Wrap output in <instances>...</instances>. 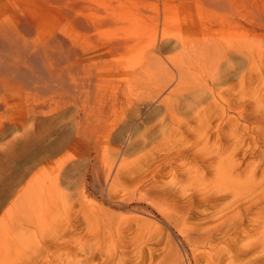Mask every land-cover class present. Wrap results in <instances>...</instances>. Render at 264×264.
<instances>
[{"label": "bare ground", "instance_id": "obj_1", "mask_svg": "<svg viewBox=\"0 0 264 264\" xmlns=\"http://www.w3.org/2000/svg\"><path fill=\"white\" fill-rule=\"evenodd\" d=\"M203 8L158 39L136 0H0V264H264V170L237 160L264 35Z\"/></svg>", "mask_w": 264, "mask_h": 264}, {"label": "rangeland", "instance_id": "obj_2", "mask_svg": "<svg viewBox=\"0 0 264 264\" xmlns=\"http://www.w3.org/2000/svg\"><path fill=\"white\" fill-rule=\"evenodd\" d=\"M219 1H221V0H219ZM218 0H136V3H137V6H138V22H139V26H137V28H138V32H143L146 28H147V25L148 24H150V23H152L153 24V26H155V25H158V31H157V38L158 39H161V37H162V35H163V30L165 29V28H167V27H169L170 29H172V32L174 33V32H182V34L184 35V36H187V35H190V34H194V35H200L201 34V30H199V26H197V23L200 21V15H199V13H200V7H204L206 10H210V11H214V12H216L217 14H225L227 11H230V10H233L234 11V13H235V21L237 22H242V23H244L245 24V26H247V28H248V33L250 32V34H249V36L250 37H252V36H254V35H251V34H258V32H259V34L261 33V32H263L262 33V35H264V0H236L235 1V3H233V4H231V3H228V1H225V2H227V4L224 2V1H221V2H223V4H226V6L225 5H223L222 3H218L219 2ZM238 2V3H237ZM237 3V4H236ZM223 5V6H222ZM230 6L232 7V8H230ZM203 8V9H204ZM240 10V11H239ZM236 11V12H235ZM92 12V14H94V12L95 11H91ZM95 15V14H94ZM202 16H203V14H201ZM239 16V17H238ZM240 16H242V17H240ZM247 20V21H246ZM235 22V23H236ZM226 27V28H225ZM225 27H223V32H224V30H225V32L226 31H228V32H231V31H234V29H232L233 27H230V26H225ZM228 29V30H227ZM230 29H232L231 31H229ZM106 31V30H105ZM261 31V32H260ZM92 32V34H93V29L92 30H90L89 32H88V34H90ZM227 32V33H228ZM254 32V33H253ZM256 32V33H255ZM106 35H111V33L109 32H107V34ZM105 34H103L102 35V37L104 38L105 36H106ZM164 35H166V34H164ZM264 37V36H263ZM174 38V37H173ZM136 53L139 55V57L141 58V56H142V53H143V51L142 50H140V49H137V51H136ZM238 62V61H237ZM258 67V66H257ZM239 68V67H238ZM258 69V68H257ZM263 69V68H262ZM259 70V69H258ZM238 75H235V78H234V76L232 77L233 78V81L235 82L236 80V83L237 84H239L240 82H242V81H239L240 79H238L239 77H237ZM256 85H257V88L258 87H260L261 89H259V90H257V92L255 91V94H257V96H260L261 97V95L260 94H262V95H264V83H263V85H262V83L259 85V84H257L256 83ZM255 85V86H256ZM255 86H254V88H252V87H249V88H251L250 90L248 89L247 91H248V93H249V91H254V90H256L255 89ZM250 92L249 93V95L248 96H252V95H254L253 94V92ZM258 91H259V93H258ZM262 92V93H261ZM252 93V94H251ZM255 96V95H254ZM248 99V98H247ZM249 101H248V103H249V105L251 104V102H252V98L251 99H248ZM240 103V102H239ZM239 103H237L236 104V106L235 105H233V106H235V107H238L239 105ZM251 106L252 105H250V109L251 110H253V109H255V107H253V108H251ZM263 114V113H262ZM260 117V119L261 120H259V117ZM256 118V120H253L252 122H257V125H258V133H257V131H252L251 133H250V136H247V139H246V143H245V145L243 146V149L244 150H247L248 149V144L250 143V145L252 146V148L250 149L249 148V150L252 152H248L249 150H247V151H244L243 149L242 150H240L239 151V156H238V158H237V160L238 161H240V159H242L241 161H243V162H241V163H244V164H246L249 160H251V161H253V160H257V159H259L258 161H256V162H258L259 163V168L257 169V171H258V174L257 175H259V176H257V178H258V180H260V178H261V174H262V172H261V170L263 171L264 170V164L262 163V160H261V158L259 157V155H258V153H259V151H257V149H256V143H254L255 142V139H253L254 138V134H256V137H257V139H262V138H260V137H262L261 135L263 134V132H264V114L263 115H258ZM262 117V118H261ZM253 118V117H252ZM217 120V119H216ZM218 121V120H217ZM217 121H215V119L214 120H212V123H214V122H216L217 124L220 122V120H219V122H217ZM236 122V121H235ZM216 123H214L213 125H215ZM253 123V124H254ZM261 124H263V125H261ZM213 125H210V127H208V130L206 131V132H208L209 131V129H211L212 128V126ZM262 126V127H261ZM216 127H217V125H216ZM261 128H263V130L261 129ZM214 129V130H213ZM217 129V132H218V128H216ZM216 129H215V126H214V128H212V130H210L209 132H208V136L205 134V137L203 136V135H201L202 136V138L204 137V140H210V143H213V141H215L214 139H216V142H218L217 144L218 145H225V147H227V145H228V142H229V145H228V147H229V150H227V149H225L224 151H223V153L224 152H227V153H230L229 151H230V149L232 148V144H231V142L230 141H228L227 140V142H226V140H223V142L215 135V134H217V132H216ZM261 130V131H260ZM216 132V133H215ZM239 133L240 132H244V133H246V130L244 131V130H242V129H239V131H238ZM248 132V131H247ZM196 133V134H195ZM238 133V134H239ZM260 133V134H259ZM187 134H189V133H187ZM186 134V135H187ZM193 134V135H192ZM192 134H189L190 136H186V138H185V140H187L188 138V140L187 141H189V142H191V140H193L194 142L196 141V139H197V141H199V133H197V131H193V133ZM198 134V135H197ZM210 134V135H209ZM211 135H212V137H211ZM213 135H215L214 136V138H213ZM239 135H241L242 136V134L240 133ZM246 135H249V134H246ZM257 135H259V136H257ZM193 136H194V138H193ZM199 136V137H198ZM157 137L158 136H154V138H156L157 139ZM209 137V138H208ZM259 137V138H258ZM153 138V139H154ZM172 138V140L174 141H176V139L179 141V138H180V135L177 137V135H175L174 137H171ZM176 138V139H175ZM201 138V137H200ZM201 138V139H202ZM213 138V139H212ZM218 138V139H217ZM250 138V142L248 141V139ZM155 139V140H156ZM229 139H231V138H229ZM169 140H171V139H169ZM171 140V141H172ZM208 140V141H209ZM219 140V141H218ZM253 142H252V141ZM192 141V142H193ZM221 141V142H220ZM191 142V143H192ZM261 142V141H260ZM263 142V141H262ZM261 142V144H263ZM220 143V144H219ZM253 143V144H252ZM261 144H257V147H259ZM155 146H157L156 145V143H155ZM231 146V147H230ZM247 146V147H246ZM250 146V147H251ZM139 148H141V145H139ZM246 148V149H245ZM185 149H187V148H183V152L182 153H186V151L187 150H185ZM254 149V150H253ZM227 150V151H226ZM141 149H136V151H132V154H130L129 156H130V159H133V158H136L137 157V155L139 156H141V155H143L142 153H147L146 151H142ZM194 151V150H193ZM193 151L192 150H190L189 152L187 151V153H193ZM136 152V153H135ZM180 152V153H181ZM246 153V154H244L243 155V153ZM253 152H256V154L254 155V153ZM250 153V154H249ZM260 153H264V152H260ZM72 154V153H71ZM88 153H73V157L77 160V159H81L82 160V162H79V168H80V171H82V170H84V161L86 160V155H87ZM248 154V155H247ZM254 155V157H253V155ZM132 155V156H131ZM249 155H250V157H249ZM251 155H252V157H251ZM246 156V157H245ZM263 156L264 155H262L261 157H262V159H263ZM85 157V158H84ZM239 157H241V158H239ZM248 157V158H247ZM255 158V159H254ZM80 160V161H81ZM178 160V159H177ZM177 160H175V162L176 163H178L177 162ZM246 160H248V161H246ZM246 161V162H245ZM250 162V161H249ZM262 164H261V163ZM193 163H195L196 164V161L194 160H191L190 161V165L188 164V167L189 166H191V167H193L194 165H193ZM260 165H261V167H260ZM169 170H172L170 167L169 168H166L165 169V171H163L164 173H163V177H160L159 175H157L156 177H154L157 181H159V182H157V184H155V185H158V184H163L161 181H160V178L161 179H164V180H167V179H169L171 176H167L168 174H167V172L169 171ZM261 172V173H260ZM149 177L150 178H152V173H150L149 174ZM148 177V178H149ZM166 177V178H165ZM208 177H209V175H208ZM207 177V178H208ZM153 179V178H152ZM155 179H153V180H155ZM257 181V180H256ZM156 182V181H155ZM148 187H150V185L148 186ZM264 204V203H263ZM204 205V206H203ZM206 207V204H199V205H194L193 206V210L194 211H198V212H200V211H202L204 208ZM247 224V223H246ZM245 224V225H246ZM33 230V229H32ZM34 231V230H33ZM24 256V255H23ZM26 256V255H25ZM24 256V257H25ZM24 257H22L23 259H24ZM21 258V259H22Z\"/></svg>", "mask_w": 264, "mask_h": 264}]
</instances>
